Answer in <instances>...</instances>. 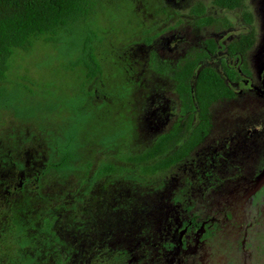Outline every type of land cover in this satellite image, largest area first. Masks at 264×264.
Returning <instances> with one entry per match:
<instances>
[{"label":"rangeland","instance_id":"374dc122","mask_svg":"<svg viewBox=\"0 0 264 264\" xmlns=\"http://www.w3.org/2000/svg\"><path fill=\"white\" fill-rule=\"evenodd\" d=\"M195 4L203 5L214 20L199 24L191 11ZM91 21L100 37L97 52L103 65L102 75L92 83L83 84L79 68L68 66L75 55L69 56L63 40L54 44L38 40L29 51L17 50L11 59L4 85L21 97L14 104L36 111L23 117L14 105H0V264H126L127 256L111 246L113 235L121 217H127L122 216L124 211L155 187L130 179L140 175V167L128 156L147 147L180 117L174 81L157 72L153 61L175 65L212 38L220 51L202 64L222 71L220 58L226 44L254 29L256 41L246 53L249 84H233L242 92L213 104L209 134L190 156L156 175L157 183L165 179L183 185L188 178L187 194L204 216L229 203L233 219H245L250 202L238 190L254 188V175L264 164V145L252 149L244 135L250 127L264 129V95L252 87H260L264 0H246V8L233 10L212 0H102ZM77 102L76 108L69 105ZM78 111L88 117L80 135L77 169L67 179L49 174L35 192V201L26 203L18 187L25 177L41 172L50 138L74 123ZM121 130L125 134L113 140L112 135ZM211 162L212 181L201 184L197 172L212 168ZM102 163L120 170L98 178L85 192L82 177L87 170L95 173ZM178 187L177 183L172 189ZM172 189L153 194L152 205L167 204ZM258 196L264 198V188ZM261 225L255 228H264ZM262 230V239L249 238L245 248L240 235L215 249L213 258L189 256L179 264H264ZM50 238L58 250L30 260L37 250L44 251V241ZM61 254L70 258L60 263Z\"/></svg>","mask_w":264,"mask_h":264},{"label":"trees","instance_id":"16d2710c","mask_svg":"<svg viewBox=\"0 0 264 264\" xmlns=\"http://www.w3.org/2000/svg\"><path fill=\"white\" fill-rule=\"evenodd\" d=\"M101 1L0 0V105L4 107L14 105L16 114L23 117L35 113V107L24 110L14 104L16 100L21 101V97L16 90L9 91L4 83L7 81L11 59L15 52L29 51L38 40L46 44L63 40L69 56L75 55L74 59H69L68 66L79 68L84 76L83 84L92 83L102 75L103 65L97 52L100 37L91 21ZM212 2L218 7L230 10L246 8V0H212ZM191 11L199 24L214 20V17L206 14V8L201 4L193 5ZM248 20L251 21V16ZM255 41L256 32L251 29L228 42L224 47L225 55L220 58L222 71L211 64H202L220 51L219 44L212 38L205 40L206 47L187 55L175 65L153 61L152 66L157 72L169 74L174 81L180 101V117L168 131L158 134L151 144L128 156L130 161L140 167V175L131 176L130 179L137 182L144 181L146 185L154 184L155 187L141 193L138 205L128 207V212L124 211L126 214L122 216L127 217H121L113 235L111 246L127 256L126 264H169L163 253L165 247L170 249L173 247L172 242L168 240V229L181 221L178 216L185 214L187 219L192 218L193 215L194 219H197L199 216L204 218L215 212L210 211L204 216L200 209H197L196 201L188 195L190 191V187L186 184L188 178L183 185L177 182L179 187L176 191L172 187L177 183L168 184L165 179L157 183L156 175L190 156L195 147L209 134L212 127L213 104L220 99L234 98L238 92L233 83H240L243 75L250 76L246 53ZM230 59H235L236 63H230ZM69 105L76 108L78 102ZM87 117L86 113L78 111L74 116V123L69 127H62L57 135L50 138L45 166L40 173L25 177L22 185L18 187L26 203L35 201L37 196L35 192L46 176L50 174L67 179L77 169L82 146L80 135ZM124 134L125 131L121 130L115 132L111 138L116 140ZM119 170L120 167L112 163H102L95 173L87 170L82 177L83 185L86 186L84 191L87 192L98 178ZM204 171L197 172L201 184L206 180L205 178L210 177V175L206 177L205 174L211 171L203 173ZM209 180L212 181L211 178ZM190 182L192 185L194 180ZM170 186L171 188L166 190ZM171 189L172 195L168 197L167 204L152 205L150 199L153 194L169 192ZM19 227L22 229V225ZM50 240L51 238L45 239L44 251L37 250L36 256L30 257V260L35 262L37 256L42 253L57 251ZM61 257L62 254L58 258L60 263L70 258Z\"/></svg>","mask_w":264,"mask_h":264},{"label":"flooded vegetation","instance_id":"af4514ba","mask_svg":"<svg viewBox=\"0 0 264 264\" xmlns=\"http://www.w3.org/2000/svg\"><path fill=\"white\" fill-rule=\"evenodd\" d=\"M250 50V49H249ZM249 50L247 52H249ZM262 56V67L260 71V88L264 86V45L261 49ZM249 68V67H248ZM251 72V71H250ZM251 81L250 76L243 75L241 82L249 84ZM238 83V82H236ZM235 84V83H233ZM257 85H253V89L258 91L260 94L264 95L260 90L256 89ZM242 92V89L238 91ZM246 141L250 148L263 147L264 145V129L258 127H250L245 131ZM214 162H211L212 168L205 170L211 171L209 174H205L206 177L214 175ZM262 165L257 169L256 174H258ZM209 179V178H205ZM254 179V178H253ZM264 188V187H263ZM262 189V188H261ZM261 189L254 190L253 187H245L238 190L242 193L241 197L243 200L249 201V208L245 209L242 221H237L234 218L233 211H230V205L225 204V206L220 211H215L214 213L208 215L204 218L194 219V216L188 217L186 219L185 214H180L178 218L181 221L175 225H172L168 229V240L172 242V248H164V258L168 260L169 264L181 263L189 256L200 257L208 256L212 257L217 254L214 250L218 247L227 245L228 242H232L235 237L242 235L241 244L242 248L246 247L248 239H262L261 233L264 228H255L256 225H261V218L264 215V198L259 197L258 193ZM261 200L263 203H261ZM220 214H223L220 216ZM177 222V221H176ZM175 222V223H176ZM264 227V224L261 225ZM237 235V236H236ZM260 235V236H259ZM224 237V238H223ZM223 238V239H222ZM167 240V241H168ZM220 240V241H219ZM219 242V244H217ZM204 253V254H202Z\"/></svg>","mask_w":264,"mask_h":264},{"label":"water","instance_id":"95a60500","mask_svg":"<svg viewBox=\"0 0 264 264\" xmlns=\"http://www.w3.org/2000/svg\"><path fill=\"white\" fill-rule=\"evenodd\" d=\"M256 89L260 90L264 94V86H263V88L256 86ZM263 187H264V164L255 177L254 190H258V189H261Z\"/></svg>","mask_w":264,"mask_h":264}]
</instances>
